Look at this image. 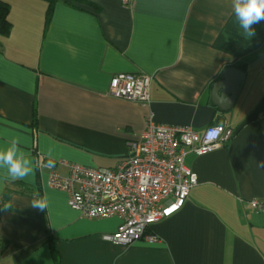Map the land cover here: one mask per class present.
Instances as JSON below:
<instances>
[{"label": "crops", "instance_id": "0c3cea01", "mask_svg": "<svg viewBox=\"0 0 264 264\" xmlns=\"http://www.w3.org/2000/svg\"><path fill=\"white\" fill-rule=\"evenodd\" d=\"M0 145L15 139L34 173L6 182L0 203V264H264V20L248 36L232 0H0ZM244 74L233 106L211 100L226 68ZM151 76L149 107L109 95L117 74ZM149 111L158 124L202 135L223 125L232 139L187 153L197 175L183 206L149 227L155 243L102 240L117 217L83 219L47 185L50 161L114 169ZM47 195L45 210L33 192Z\"/></svg>", "mask_w": 264, "mask_h": 264}, {"label": "built area", "instance_id": "2783aa9c", "mask_svg": "<svg viewBox=\"0 0 264 264\" xmlns=\"http://www.w3.org/2000/svg\"><path fill=\"white\" fill-rule=\"evenodd\" d=\"M128 6L132 0H118ZM151 76L117 74L110 83L109 95L149 107ZM234 132L216 125L198 135L190 127L169 126L154 121L152 111L137 140L128 142V156L114 169L91 168L67 162L50 161L43 165L50 189L68 195L69 208L83 219L117 217L119 225L102 240L127 247L138 241L155 243L149 227L179 211L197 175L184 164L187 153L197 156L226 144ZM250 212L264 211L262 200L249 202Z\"/></svg>", "mask_w": 264, "mask_h": 264}, {"label": "clouds", "instance_id": "9594fccd", "mask_svg": "<svg viewBox=\"0 0 264 264\" xmlns=\"http://www.w3.org/2000/svg\"><path fill=\"white\" fill-rule=\"evenodd\" d=\"M233 14L243 31L248 36H254V24L264 20V0H232ZM259 165L264 167V162ZM34 173L33 162L28 154L19 146L15 139L4 145H0V189L6 182L24 180ZM32 207L45 210L47 195L33 192ZM12 205L5 204L2 207L7 211Z\"/></svg>", "mask_w": 264, "mask_h": 264}, {"label": "water", "instance_id": "95a60500", "mask_svg": "<svg viewBox=\"0 0 264 264\" xmlns=\"http://www.w3.org/2000/svg\"><path fill=\"white\" fill-rule=\"evenodd\" d=\"M244 74L236 68H226L222 71L219 81H216L211 90V100L219 109H230L240 91Z\"/></svg>", "mask_w": 264, "mask_h": 264}, {"label": "trees", "instance_id": "16d2710c", "mask_svg": "<svg viewBox=\"0 0 264 264\" xmlns=\"http://www.w3.org/2000/svg\"><path fill=\"white\" fill-rule=\"evenodd\" d=\"M46 1L53 3L57 0H46ZM64 1L70 2L71 0H64ZM8 11H9L8 4L0 1V36H7L10 31V24L7 21ZM6 202H7V195H4L2 197V202L0 203V212L3 210L2 207H4Z\"/></svg>", "mask_w": 264, "mask_h": 264}, {"label": "bare ground", "instance_id": "6f19581e", "mask_svg": "<svg viewBox=\"0 0 264 264\" xmlns=\"http://www.w3.org/2000/svg\"><path fill=\"white\" fill-rule=\"evenodd\" d=\"M151 78V77H150ZM150 82H151V79H150ZM149 91H150V86H149ZM214 126H216V125H214ZM220 126H223V125H220ZM210 127V126H209ZM224 127H226V126H224ZM208 128V127H207ZM228 128V127H227ZM193 130V129H192ZM199 135V134H198ZM232 139V138H231ZM194 154V153H193ZM258 213V212H257Z\"/></svg>", "mask_w": 264, "mask_h": 264}]
</instances>
